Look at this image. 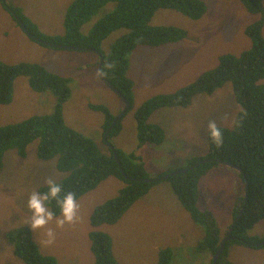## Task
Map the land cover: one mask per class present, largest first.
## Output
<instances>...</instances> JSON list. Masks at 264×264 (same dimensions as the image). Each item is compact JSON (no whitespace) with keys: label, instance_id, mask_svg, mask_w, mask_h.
Instances as JSON below:
<instances>
[{"label":"rangeland","instance_id":"rangeland-1","mask_svg":"<svg viewBox=\"0 0 264 264\" xmlns=\"http://www.w3.org/2000/svg\"><path fill=\"white\" fill-rule=\"evenodd\" d=\"M36 24L45 35L63 34V18L72 0H5ZM206 12L193 21L172 10H159L150 20L152 27L182 29L185 38L160 47L138 46L129 56L127 78L132 81V104L122 115V130L110 139V144L125 153L135 152L143 160L150 177L167 171H179L189 162L204 158L208 153L209 126L233 128L240 107L234 101L231 84L227 83L213 94H197L186 107L164 108L150 117V124L162 125L166 138L160 146L137 148L134 114L149 98L170 94L193 82L201 73L214 68L218 57L225 53L238 55L249 49L245 28L258 16L248 13L239 0H201ZM264 3V0H263ZM113 3L103 7L91 26L114 10ZM127 31L120 30L105 41L108 45ZM264 38V26L261 32ZM95 55L83 51L51 49L30 40L12 16L0 7V61L7 64L37 63L48 71L70 79V96L63 102L65 122L95 141L103 152V116L92 111L90 105H103L113 116L120 115L125 104L98 78L93 66ZM57 97L50 91L39 94L30 89L27 79L20 77L13 83V99L0 105V127L17 123L31 116L51 114ZM36 143L26 149V156L14 151L4 154L0 170V264H23L14 254L5 233L14 227H26L39 252L54 257L57 264H92L88 234L93 210L117 195L121 183L109 178L92 192L74 201L71 221L61 214L46 219L40 228H33L34 213L29 200L38 195L42 186L54 184L64 177L55 168V160L42 161L36 156ZM162 180V179H159ZM158 183L111 226L99 230L110 235L112 252L119 264H157L159 249H171L170 264H209V250L197 253L196 244L204 237V226L194 224L187 212L164 181ZM197 207L211 215L218 237L232 223L239 199L243 197V183L239 174L224 169L207 171L197 183ZM42 201V200H41ZM42 205V203H41ZM45 214L49 210L42 205ZM188 228L191 233L187 234ZM51 233V236H49ZM250 235L264 236V220L256 224ZM181 236V246L178 247ZM186 236V238H185ZM169 238L168 240L166 238ZM198 246V245H197ZM184 253V256L182 255ZM232 264H264V248L229 247Z\"/></svg>","mask_w":264,"mask_h":264},{"label":"trees","instance_id":"trees-1","mask_svg":"<svg viewBox=\"0 0 264 264\" xmlns=\"http://www.w3.org/2000/svg\"><path fill=\"white\" fill-rule=\"evenodd\" d=\"M239 1L249 14L258 16L244 31L250 41L249 49L237 56H219L214 68L201 73L193 82L173 93L149 98L134 114L137 148L147 144L158 146L164 141V132L159 126L148 123L153 112L164 108L186 107L195 95H211L230 83L234 101L240 107L236 124L233 128L215 127L219 133L216 141L211 139L208 131V153L204 158L189 162L180 172H162L152 180L137 153H125L115 148L112 150L107 143L108 151L105 153L90 137L65 122L62 104L70 96V81L66 77L52 73L37 63L13 65L0 61V105L12 102L13 83L20 77L27 79L34 92L43 94L50 91L57 97L51 114L31 116L0 127V170L6 152L14 151L24 158L27 147L33 142L36 143L38 159L55 160L56 170L64 174L62 179L53 184L59 186V193L54 199L41 201L52 217L62 214L60 204L68 194L76 201L109 178H115L121 183L117 195L98 205L90 216L92 230L88 239L93 255L92 264H119L112 252L110 235L99 229L117 224L158 183L157 180L165 175L168 177L159 181L170 185L171 191L192 222L204 226L205 238L196 244V252L209 250L213 255L218 250L221 239L211 215L198 210L197 183L207 171L221 164H229L241 170L239 175L244 176V179L241 177L243 184L246 181L247 203L244 204L242 197L234 209L233 220L242 209L243 212L232 227L217 264H232L228 260L231 245L250 249L264 248L261 245L264 236L249 234L256 224L264 220V38L261 34L264 26V3L263 0ZM109 3L115 5L114 10L85 32L84 27ZM0 5L8 13H14L18 17L25 28L23 33L30 40L38 38L49 43L51 49L71 47L67 50L100 51L103 42L110 35L120 30L127 31L110 44V53L103 56L101 74L104 81L111 84L129 106L132 104V82L125 74L132 51L138 46L156 48L178 43L186 36L182 29L176 27L150 26L149 22L155 13L159 10H172L196 21L206 12V5L201 0H72L64 13L63 34L51 36L43 34L19 9L2 0ZM11 16L19 26L13 14ZM90 108L102 114L104 133L111 127L107 138L120 133L122 125L120 121L112 124L116 117L108 108L103 105H90ZM197 163L199 164L194 166ZM170 173L175 174L169 175ZM48 187L49 185H45L38 189L39 197L47 196ZM5 238L11 244L14 256L23 264H57L54 257L39 252L28 228L9 229ZM173 255L169 248L160 250L157 264H170Z\"/></svg>","mask_w":264,"mask_h":264},{"label":"clouds","instance_id":"clouds-1","mask_svg":"<svg viewBox=\"0 0 264 264\" xmlns=\"http://www.w3.org/2000/svg\"><path fill=\"white\" fill-rule=\"evenodd\" d=\"M5 1V0H4ZM6 2V1H5ZM0 7H2L1 5H0ZM10 14V13H9ZM10 15H12V14H10ZM204 16V15H203ZM202 16V17H203ZM13 18V17H12ZM17 24V23H16ZM19 27V26H18ZM263 29V28H262ZM22 30V29H21ZM23 31V30H22ZM245 34V33H244ZM245 37L247 38V36L245 35ZM248 39V38H247ZM249 40V39H248ZM34 42H36L37 43V41H34ZM44 42V41H43ZM47 43V42H46ZM104 43L105 42H103V44H102V46H101V49H100V51H95V50H90V49H87V50H84L83 52H89V53H92V54H94L95 55V61H94V63H93V66L94 67H96V73H97V76H98V78L125 104V109H124V111H122L121 113H120V115H117V116H115L116 118H115V120L113 121V123L112 124H115L116 122H118V121H120V124L122 125V123H121V118H122V115L125 113V111L130 107L129 106V104H128V102L119 94V92L111 85V84H109L108 82H105L104 81V79H103V77H102V74H101V64H102V62H103V56H105V55H107V52L104 50ZM38 44H39V42H38ZM40 45H43V46H45V47H48V48H50L51 47V45H46V44H43V43H40ZM71 47H63V48H61V49H70ZM108 49H110V45H108ZM77 51H81V50H77ZM242 53V52H241ZM225 54H232V53H225ZM240 54V53H239ZM238 54V55H239ZM223 55V54H222ZM232 55H234V54H232ZM237 56V55H236ZM61 76V75H60ZM65 77V76H64ZM69 81H70V79L68 78V77H66ZM132 82V81H131ZM70 83V82H69ZM132 85H133V83H132ZM112 88H114L115 90H116V92H118V94L112 89ZM127 102V104H128V107H126V103H125V101ZM107 108V107H106ZM109 110V109H108ZM158 111V110H157ZM156 112V111H155ZM154 113V112H153ZM152 113V114H153ZM151 114V115H152ZM149 120V119H148ZM149 123V122H148ZM136 124V123H135ZM150 124V123H149ZM154 125H157V126H159L158 124H154ZM162 130H163V132H164V141H165V138H166V133H165V131H164V129L161 127V126H159ZM109 130H111V127L108 129V130H106L105 131V133L103 134V142H105V144L107 143V145H108V147L109 148H111L112 150L115 148L114 146H112L111 144H110V139L112 138V136L114 135V134H112L111 136H109L108 138H107V135H108V133H109ZM121 130H122V126H121ZM121 132V131H120ZM209 134H210V137H211V139L212 140H214V141H216V140H218V138H219V133H218V130L215 128V126L214 125H210L209 126ZM106 141H108V142H106ZM137 141V140H136ZM163 141V142H164ZM163 144V143H162ZM147 145H152V144H147ZM153 146H156V145H153ZM158 146H160V145H158ZM115 149H117V148H115ZM43 161V160H42ZM50 161V160H49ZM204 162V161H203ZM203 162H200V163H203ZM199 163H197V164H195L194 166H197ZM229 165V164H228ZM232 166V165H231ZM226 168V169H228V170H231V171H233V172H235L237 175L238 174H240L241 175V170H240V172H238V171H236V170H234V169H232L231 167H229V166H227L226 164H221V165H218L217 167H214V168ZM235 167V166H234ZM237 168V167H236ZM182 171H184V170H182ZM175 172H180V170L179 171H175ZM148 173V172H147ZM239 175V176H240ZM148 176L150 177V175L148 174ZM163 177V176H162ZM243 178L244 179V176L242 175V176H240V178ZM151 178V180L152 179H155V178H153V177H150ZM161 178V177H160ZM242 178H241V181H242ZM157 180V179H156ZM163 180V179H162ZM243 183V182H242ZM95 190V189H94ZM92 192V191H91ZM245 192L247 193V191H246V181H244V184H243V198L245 199ZM58 193H59V186L58 185H53V184H49V187H48V193H47V196L46 197H40V198H38V197H36L35 195L29 200V208H30V210H32L33 211V213H34V217H33V222H32V227L35 229V228H40V227H42L44 224H45V222H46V219H51V214H45V212H44V208L42 207V205H41V200L42 199H44V200H47V199H54V198H56L57 197V195H58ZM88 193H90V192H88ZM87 193V194H88ZM86 195V194H85ZM143 198V197H142ZM246 203H247V201H246ZM238 204H239V202H238ZM237 204V205H238ZM244 204H245V202H244ZM60 207H61V213H62V215L64 216V218H65V220L66 221H71V219H72V217H73V214H74V211H75V204H74V199H73V196L71 195V194H68V195H66L64 198H63V201H62V204H60ZM243 210V209H242ZM234 212V211H233ZM239 215V214H238ZM57 217H59V216H57ZM57 217H53V218H57ZM233 216H232V223H233ZM231 223V224H232ZM195 224V223H194ZM231 224H229L228 226H227V228L224 230V235H223V237L221 238V241L226 237V234H227V231H228V229L231 227ZM234 226V225H233ZM232 230V229H231ZM230 235V234H229ZM49 236H51V233H49ZM232 246V245H231ZM237 246V245H236ZM247 248V247H246ZM159 251H160V249H159ZM159 251H158V253H159ZM215 254V253H214ZM213 254V255H214ZM213 255H211L210 257H211V259H210V264L212 263V257H213ZM228 256H229V249H228ZM218 261V260H217Z\"/></svg>","mask_w":264,"mask_h":264},{"label":"water","instance_id":"water-1","mask_svg":"<svg viewBox=\"0 0 264 264\" xmlns=\"http://www.w3.org/2000/svg\"><path fill=\"white\" fill-rule=\"evenodd\" d=\"M2 1H4V0H2ZM12 14L15 17V19L18 21V24L21 27V29L24 31L25 28H24L22 22L19 21L18 17L14 13H12ZM34 41H37L39 43H43V44H46V45H50L49 43H46V42H43V41L39 40L38 38H34ZM112 89L116 92V90L114 88H112ZM116 93L118 94V92H116ZM125 103H126V107H128V104H127L126 101H125ZM226 165L231 167L232 169L240 172V170L238 168H236L234 166H231V165H228V164H226ZM175 173H177V172H175ZM175 173H170L169 175H172V174H175ZM166 177H168V175H165V176L161 177L160 179H165ZM246 201H247V193L245 192V199H244L245 204H246ZM242 212H243V210H241L239 212V215L234 219L233 223L231 224V227L228 229L226 237L220 242L218 250L215 252V254L212 257V263L211 264H217V260L219 259L222 251L224 250V244L229 238V234L231 233V229H232L233 225H235V223L237 222L239 216H241ZM261 245H264V242H262Z\"/></svg>","mask_w":264,"mask_h":264},{"label":"crops","instance_id":"crops-1","mask_svg":"<svg viewBox=\"0 0 264 264\" xmlns=\"http://www.w3.org/2000/svg\"><path fill=\"white\" fill-rule=\"evenodd\" d=\"M154 113H155V112H154ZM159 126H161V127L164 129V131H165L164 126H162L161 124H160ZM220 168H221V167H220ZM224 169H225V168H224ZM188 233H189V234L191 233L190 228H188V231H187V233H186V236H187ZM223 235H224V232L222 233L220 239L223 237ZM186 236H185V238H186ZM183 237H184V236H181V237H180L178 247L181 246V244H182V243H181V240H183ZM166 239L168 240L169 238L167 237ZM169 240H170V239H169ZM182 255L184 256V253H182ZM205 264H209L208 258L206 259Z\"/></svg>","mask_w":264,"mask_h":264}]
</instances>
